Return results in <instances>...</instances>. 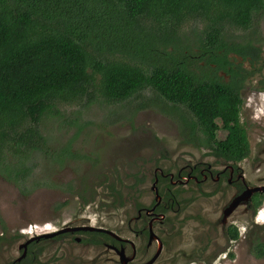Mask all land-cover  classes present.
Segmentation results:
<instances>
[{"label": "trees", "instance_id": "trees-1", "mask_svg": "<svg viewBox=\"0 0 264 264\" xmlns=\"http://www.w3.org/2000/svg\"><path fill=\"white\" fill-rule=\"evenodd\" d=\"M263 9L264 0H0V174L25 182L37 166L29 156L47 149L42 119L60 104L87 106L99 98L109 104L141 99L137 110L170 116L184 108L209 146L221 118L228 136L217 144L234 158V144L246 142L240 85L222 81L211 64L221 63L214 50L227 47V31L255 29ZM190 19L203 24L195 56L207 66L199 73L185 60L165 63L182 51L181 27ZM231 44V50L243 46ZM152 95L162 106L144 100ZM226 233L238 237L236 229ZM251 252L264 258V242L253 243Z\"/></svg>", "mask_w": 264, "mask_h": 264}, {"label": "rangeland", "instance_id": "rangeland-1", "mask_svg": "<svg viewBox=\"0 0 264 264\" xmlns=\"http://www.w3.org/2000/svg\"><path fill=\"white\" fill-rule=\"evenodd\" d=\"M255 24V29L249 33L238 29H230L227 33L232 37H258L264 41V9L256 15ZM202 28L201 21H187L181 27L186 34L181 43L182 51L176 50L175 57L165 60V63L171 65L179 64L177 61H187V66L199 73L206 65L205 60L201 61L195 56L199 52L198 37ZM158 48L164 50L162 46ZM184 48L190 49L191 53ZM166 49L172 51L171 47ZM184 53L190 57H185ZM261 72L264 77V69ZM151 98L162 106L163 103L154 95L144 97V100ZM140 102L141 99H137L109 104L99 98L84 106L83 101H74L60 104L55 109L58 112L42 119L40 129L47 139V152L31 153L29 163L34 160L37 165L31 176L25 182L15 183L5 174H0V217L3 220L0 232L6 227V241H0V264H4V257L19 255L18 247L22 242L16 238L21 229L43 226L61 228L81 218L89 219V225L124 229L123 222L133 214L132 209L129 201L125 207L116 204L110 184H119V181L124 185L131 184L129 176L133 175V171L125 167V159L129 156H125V153L128 151L138 150L139 156L144 157L155 156L161 165L169 164L168 160L200 158L203 151L187 145L183 135L185 129L192 128L190 124L194 121L189 112L178 109L170 116L155 108L137 110ZM169 108L162 107L166 111ZM260 109L258 117L250 119L252 135L264 130V102ZM69 147L70 152L73 149L89 159L71 158L59 164L56 156ZM161 153L170 155L162 158ZM120 155L124 156V160H118L123 159ZM107 169L110 172L106 173ZM251 171L252 179L264 176V169L254 171L252 168ZM68 181H75L76 186L82 188L77 187V193L70 195L63 189ZM145 183L144 187L151 184L149 180ZM84 188L87 192L79 195V190ZM124 191L126 195L127 190ZM184 197L189 206L184 214L189 215L191 220L171 238L172 253L163 256L158 264H264V258H256L250 249L251 242L257 237L264 238V225L255 226L249 218L241 217L237 224L242 232L246 231L245 236L251 230L250 237L229 242L224 235L223 225H217L215 199L196 193L185 194ZM83 198L92 201L84 205ZM144 201L148 202L149 199L145 198ZM260 210L259 218L263 222L264 209ZM124 237L133 240V236L126 231ZM204 244L209 245L208 249L200 251ZM62 253L61 249L48 247L39 264H69L64 256H60ZM90 256L94 254L90 252Z\"/></svg>", "mask_w": 264, "mask_h": 264}, {"label": "flooded vegetation", "instance_id": "flooded-vegetation-1", "mask_svg": "<svg viewBox=\"0 0 264 264\" xmlns=\"http://www.w3.org/2000/svg\"><path fill=\"white\" fill-rule=\"evenodd\" d=\"M243 32L249 33L251 30ZM237 37L233 36V39L228 35L224 37L227 47L214 50L221 63L211 64L222 81L229 83L233 79L240 85L242 101L238 119L246 142H240L238 147L234 144V158L227 159L217 144L226 140L228 136V132L222 129L221 118L216 121L220 128L217 140L212 146L204 143L198 127L195 132L192 128L185 127H188L183 134L185 141L187 145L203 151L200 158L168 160L169 164L161 165L155 156L144 157L139 156L138 150L128 151L125 153V156L129 155L125 159V167L133 171V175L129 176L131 184L124 185L121 181L119 184L116 182L110 184L116 204L125 207L129 201L132 209L133 214L126 218L125 223L123 222L124 229L89 225V219L85 218L69 222L61 228L43 226L21 229L16 238L22 242L18 247L19 255L4 257V264H39L44 251L51 246L63 250L60 256H64L69 264H121L118 254L120 250L129 258L127 264H146L154 258L152 264H158L163 256L172 253L171 238L180 233L184 229L183 226L191 220L189 215L184 214L189 207L184 201L185 194L196 193L201 197L215 199L213 201L218 207H215L217 225H223L224 235L229 242H238L241 237L244 239L250 237L251 230L245 236L246 231L242 232L241 226L237 224L241 217L249 218L255 226L264 225V221L261 222L259 218L260 208L264 209L262 207L264 191L257 190L245 195L252 187L264 188V176L251 178L252 168L254 171L258 168L264 169V130L255 135L250 133V119L258 117V110L261 111L260 105L264 102V77L261 76L264 69V41L258 37ZM232 41L243 46L241 48L233 46L234 50H231ZM196 58L200 56L197 55ZM205 64L206 67L207 63ZM161 155L165 158L170 153ZM123 157L120 155V158ZM56 158L59 164L71 158L89 159L87 155L73 149L72 154L65 149ZM118 160L122 161L124 158ZM108 172L109 169L106 170V173ZM148 180L151 184L144 187ZM77 187L82 188L76 186L75 181H68L63 189L72 195L74 192L77 193ZM124 189L127 190L126 195ZM86 192L87 189L84 188L79 190L78 194L83 196ZM145 198L149 201L145 202ZM91 201L84 199L83 202L85 205ZM258 201L261 203L258 204ZM232 204H235L232 212L227 221H224V212ZM79 227H93L99 230L75 229ZM229 227L237 230V238H228L229 234L227 235L226 231ZM5 229L6 227H3L0 232V241L3 243L6 241ZM125 231L133 236V240L124 237ZM257 241L264 242V238L257 237L251 242L250 249ZM208 246L202 245L200 251L207 250ZM90 252L94 254L93 257L90 256ZM230 256L233 257V254Z\"/></svg>", "mask_w": 264, "mask_h": 264}, {"label": "water", "instance_id": "water-1", "mask_svg": "<svg viewBox=\"0 0 264 264\" xmlns=\"http://www.w3.org/2000/svg\"><path fill=\"white\" fill-rule=\"evenodd\" d=\"M264 191V188H256V187H252L251 189L248 190V192L245 193V195H250L251 193H253L254 191ZM235 204H232L229 208H227L224 212V221H227V218L229 217V215L231 214L232 212V209L234 207ZM76 230H99V229H96V228H93V227H79V228H75ZM118 254L120 256V261H121V264H127V262L129 261V258L126 256V254L124 253V251L120 250L118 251ZM155 258L152 259V260H149L146 264H152L154 262Z\"/></svg>", "mask_w": 264, "mask_h": 264}]
</instances>
